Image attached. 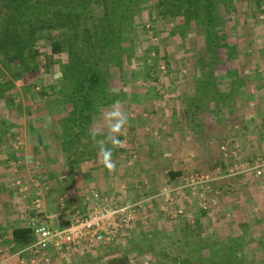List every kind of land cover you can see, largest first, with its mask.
I'll list each match as a JSON object with an SVG mask.
<instances>
[{"label": "crops", "instance_id": "0c3cea01", "mask_svg": "<svg viewBox=\"0 0 264 264\" xmlns=\"http://www.w3.org/2000/svg\"><path fill=\"white\" fill-rule=\"evenodd\" d=\"M164 60L167 74L163 79L141 85L135 78L113 84L108 79L111 94L101 100L105 106L98 108L88 100V112L85 107L81 115V123L88 129H84L86 135L76 142L69 140L75 132L64 126L69 111L64 110L59 96L52 97L56 104L51 108L47 107V96L30 98L40 109L39 117H34L27 105L14 116L18 127H0V264H79L74 259H82L81 254L88 252V246L98 245L105 250L123 246L126 241L114 244L86 241L78 249L66 245L60 249L52 247L38 256L33 253L32 244L20 247L13 242L12 229L27 226L33 217L44 218L51 229H62L72 217L87 215L94 207L123 206L145 200L143 215L135 224L132 236L136 228L162 214L159 211L164 203L159 194L164 190L169 192L170 200H181L184 215H192V220L203 223L202 229H212L215 234L224 231V216L228 217L226 221L234 216V223L247 226V215L254 213L250 222L264 234V176L259 180L251 176L226 178L208 188L189 186L195 174L207 173L216 167L224 171L230 166V160L222 156L224 144L228 146L229 142L221 139L228 128L221 129L225 120L215 113L220 108L214 111L209 104L211 89L205 86V75L213 65ZM114 68L120 71V65L110 67ZM147 69L156 71V68ZM215 70L219 71L216 66ZM215 85L221 91L218 80ZM254 96L249 101L245 95L238 102L232 97V104L235 103L228 117L238 120L243 133L260 136L264 134V100L263 95ZM214 99L218 101L217 97ZM116 101L129 121L119 135L121 147L113 148L106 142L116 163V171L109 172L99 162L98 152L99 142L108 135L104 113ZM97 110L100 113L92 117ZM92 125L99 129L95 137L91 135ZM230 134L228 137L234 140ZM10 135H17V142L12 143ZM246 138L250 141L252 136ZM261 141L264 143V138ZM244 146L248 147L245 142ZM170 172H174V177L169 176ZM229 185L233 194H222ZM216 188L221 189L219 196H216L217 190L215 194L212 192ZM235 218L241 221L236 222ZM87 259L88 255L83 259L84 264Z\"/></svg>", "mask_w": 264, "mask_h": 264}, {"label": "rangeland", "instance_id": "374dc122", "mask_svg": "<svg viewBox=\"0 0 264 264\" xmlns=\"http://www.w3.org/2000/svg\"><path fill=\"white\" fill-rule=\"evenodd\" d=\"M106 1L109 2V9L114 8L113 4L116 3V0ZM166 1L170 5L169 2L176 0ZM191 2L194 5L192 12L195 18L193 17L188 22L185 21L183 16L165 13L169 10L167 9L169 6L166 8L164 4L158 5L159 0H146L144 3L132 6L131 15L120 20L124 22L121 26L123 31L122 43L118 42L116 46L118 49V45L121 44L125 50L121 54L120 71L116 67L117 69H109V72H106L109 62L101 57L96 64L99 72L105 75L110 74L109 79L112 84L114 81L117 83L123 79L130 80L135 78L139 81L138 84L141 85L154 81L156 78L161 77L163 79L165 77L167 70L164 65V59L169 63L187 62L191 65H205L207 67L206 65L210 63V54L207 50L210 42L208 41L209 37H206L208 27L205 25L207 24L206 22H204L205 26H198V23H201L199 20L204 19L206 16V2L204 0H191ZM212 2L213 12L218 10V6H222L220 7L222 21L215 27L216 33L214 35L219 45L217 52L220 61H216L213 67L216 66L219 69L216 75L217 80L221 91L231 96V102L220 104L219 100L216 101L214 99L215 96L212 89L208 99L210 101L209 104L214 107V111L220 108L218 113H215L222 121L225 120L221 129L228 128L224 131L222 130L221 139L222 142L225 139L227 140L225 141L226 143L229 142L228 146L224 144L225 148L222 156L230 160V166L224 171H220L216 167L207 173L199 174L202 177H210L209 182L200 184L203 188H208L209 185L216 183L217 180L226 178L236 180L241 177L251 176L253 180H259L264 176V171L260 176H255L252 171L229 175V170H234L233 165L237 166L247 163L251 166L256 160L264 158V143L261 141L264 138V134L258 136L243 133L238 120L228 117L231 105L235 103L234 101L232 104L233 95L237 96V102L245 95L248 96L249 101L255 98L254 95H263L262 100H264V0H212ZM2 3L3 0H0V21L4 20L5 22L10 13L15 11L11 9L7 11L1 10ZM102 3V0H24L23 11H39L40 14L38 15L40 18H44L46 15L44 19L54 23L55 26L57 24L65 26L61 22L67 16L68 11L65 9L67 4H70L72 8L74 6L78 7L70 11L71 15L68 16L69 23L66 24V27L47 29L45 26L36 33L39 38L34 51L35 56L31 58V62L32 60L34 61L30 64L36 63L38 73L32 76L28 83L23 78H12L11 80L10 71L18 68V66L10 63L8 67L14 68L8 70L4 65V60L0 59L2 73L9 78L6 79L9 80L6 82L10 83L9 86H11V91L6 92L0 98V127H11L12 129L18 127L14 116L24 111L23 109L27 105L32 110L34 117H39L40 109L35 105V101H31L35 97H40L41 99L42 96H47L45 101L48 102L47 107L51 108L56 104L53 102L52 97L59 96L61 101H63L64 110L69 111L68 116L74 110L73 100L71 99H73L72 94L81 83L79 77L91 72L88 66H92L94 57L98 56L97 53L93 54L94 57L88 54V52L92 53V46L94 47L96 41L84 40V37L88 35L83 30L88 32V26L91 28L93 25H98L97 19L104 11ZM69 17H71L70 20ZM40 26L42 25L40 24ZM51 42L59 47L57 52L52 51ZM78 55L84 58L83 66L85 69L82 70L84 71L82 73L73 74L75 70L82 67L81 64L79 65L80 59L77 58ZM256 67L258 68L255 69ZM147 68H156V71L151 72ZM28 100L31 102L28 103ZM98 104V108L105 106L101 103ZM81 105L83 111L87 107L88 112V99L82 102ZM65 106L67 107L65 108ZM99 113L100 110H97L91 116L95 117ZM262 113H264V107L262 108ZM7 118H10V121ZM84 127L88 129V126ZM94 129L95 127L92 125V130ZM229 134L234 140L228 137ZM248 135L255 138V140L249 139L253 143L246 138ZM8 137L12 143L17 142V135ZM244 142L248 147L244 146ZM196 186L198 185L191 187ZM231 188V185H229L226 192H221L219 188L213 189L212 192L215 194L214 190H217L216 196L221 193L233 194L234 190H231ZM146 203H144V206ZM163 203L164 205L159 211L160 213L162 212V216L158 215V219L147 221L145 226L136 228L133 235L126 240V243L129 240L131 241L126 245L125 251L121 253L112 252L109 255L110 258L115 260L111 264H180L182 259L189 260L191 264H201L203 263L200 261L201 256H203L201 251H207V254L208 252L210 254L211 250H216L217 252L215 256L217 264H232L230 253L240 255L238 257L239 260L235 264H264V234L262 235L261 230L258 232L252 221L250 222L254 217V213H251L250 216L247 215V226H244L242 222L234 223V216L231 217V221L224 220L228 218L224 216L222 222L224 231L220 230L216 232L218 234H215L212 229H205V227L202 229L203 223L192 220V215H184L180 206L181 200L171 198V200L166 202L163 198ZM226 213L229 214L228 211ZM164 217L168 218V223H164ZM255 217L259 218L260 216ZM239 218L244 221L243 217ZM235 220L236 222L241 221L237 218ZM257 225L260 226V224ZM206 227L208 226L206 225ZM232 227L236 229H232ZM218 236H220L219 239ZM229 239H233V243L236 245H233L236 250L233 249L232 252V249L226 246L230 242ZM134 245L137 247L130 249ZM97 247L99 246H88V252L85 250L81 254L84 257L88 255L85 264H108L107 257L105 259L102 258L104 259L102 261L95 260L105 250L104 247ZM84 257H81L82 259L78 257V260H74L78 261L79 264H84ZM119 259H123L124 262H118Z\"/></svg>", "mask_w": 264, "mask_h": 264}, {"label": "trees", "instance_id": "16d2710c", "mask_svg": "<svg viewBox=\"0 0 264 264\" xmlns=\"http://www.w3.org/2000/svg\"><path fill=\"white\" fill-rule=\"evenodd\" d=\"M103 3V13L101 16L97 19L98 25L91 26V28L88 26V32L83 30L87 37H84V40H95L96 44L94 47L92 46L93 50L91 51V55H95L96 53L98 56L93 55L94 57V62L92 66H88L91 70V72L86 75H81L79 77V81L81 83L79 84L77 90L74 91L72 94L73 99V105H74V110L70 112L66 124L64 123V126L67 127L68 130H70L71 133L75 132V136L69 138V140L76 142V140L80 139V137L85 136L84 129L85 127L81 123V113L83 111L82 108V102H85L87 99L92 102L93 105H97L98 103H101V100L111 94V90L108 87V79L110 74H103L100 73L96 64L99 61V58H105L109 63L108 66L106 67V72H109V69L111 66H119L120 64V59H121V54L124 52V48L120 45H118L117 49V44L122 43V25L124 22L120 21L122 19H125L127 16L129 17L132 12V6H137L141 3L146 2V0H116V3L113 4L114 8L112 11L108 7V1L102 0ZM124 1V2H123ZM166 2V3H165ZM206 2L205 6V12L206 16L204 19L199 20L198 26H205L207 25L208 30H206V37L208 38L209 45L207 47V50L210 54V64L214 66V64L219 62V55H218V48L219 45L216 41V38H214V35L216 33L215 27L217 26L218 23L222 21L221 19V12H220V7L218 6V10L216 12L212 11L213 7V2L212 0H204ZM168 2L166 0H159L158 5H165L169 6L165 13H172L173 15H180L185 18V21H191L193 19L194 14V5L191 0H176L174 2ZM174 3V4H173ZM220 5V3H219ZM67 7L65 9L68 11L67 16L64 17V20L61 22L62 25L65 26H57L54 25V23L49 22V20H45L46 15L44 18H40L38 14H40L39 11L34 12L33 10H30L28 12L23 11L24 8V0H3V3L1 5V10H9L11 9L12 12L8 16V19L4 22V20L0 21V59L4 60V65L6 68L9 70L10 68L14 67H8V65L14 64L17 65L18 68L10 69V77L11 80L12 78H19V79H24L27 83L30 81L31 77L34 76L35 74L38 73V69H36V63L31 65L34 60L31 62L32 56H35L34 51L37 46V41L39 38V35L37 36V32L39 30H42L45 26L47 29H59L61 27H66V24L69 23L68 21V16L71 15L70 11L77 9L78 6H74L73 8L70 7L71 5L67 4ZM226 7V6H224ZM216 10V9H215ZM71 17H69L70 20ZM195 18V17H194ZM71 22V21H70ZM206 22L207 24H205ZM15 24V25H14ZM40 24L42 26H40ZM78 24V23H77ZM205 24V25H204ZM223 24V23H221ZM124 27V26H123ZM98 29H100L98 31ZM99 32V33H98ZM83 35V34H82ZM50 47L53 52H57L59 47L53 42H51ZM98 51V52H97ZM119 52V53H118ZM120 54V55H119ZM34 58V57H33ZM77 58L80 59L79 65L81 64L82 67L80 69H77L74 71L73 74L76 73H82L85 69L83 66V59L80 57V55L77 56ZM104 60V59H101ZM36 62V61H35ZM90 64V63H89ZM36 69V70H35ZM104 70V69H103ZM89 71V70H88ZM217 70L214 71L211 69L209 72H207V77H206V88L213 89L212 91L214 92V96L218 98V102L220 104L223 103H229L228 98L231 96L228 95L226 92L219 91L218 86L215 85V81L217 80ZM232 72V71H231ZM27 77L25 78V76ZM206 76V75H205ZM238 77V76H237ZM239 78V77H238ZM6 75L2 73V70L0 68V98L5 95L6 92H10L11 86H9L8 82L9 80ZM78 79V78H77ZM76 79V80H77ZM226 94V95H225ZM234 98L237 96L233 95ZM99 105V104H98ZM82 124V125H81ZM70 133V134H71ZM69 134V135H70ZM2 139V136L0 135V141ZM174 172H170L169 176L172 178L174 177ZM12 239L13 242L18 245V246H26L29 244H32L35 241V236L33 234V231L30 227L28 226H21V227H15L12 229ZM230 242L226 245L227 247H230L233 251L234 248L233 245V239H229ZM131 240H129L130 242ZM127 242L123 246H119L117 248H112V247H107L106 250H104L97 258L95 259L96 261L102 260V258L108 257L106 260L108 264L113 263L115 260L110 258L109 255L112 252H124L126 245H128ZM205 246V244H203ZM236 246V245H235ZM132 246L130 249L134 248ZM137 247V246H136ZM135 247V248H136ZM203 252V256H201L200 261L203 263L207 264H217V259H215L216 256V250L213 251L211 250L210 254L207 251H201ZM239 254H233L230 253V258L232 261V264H235L239 260ZM116 259V258H115ZM124 259V257H123ZM123 259H119L118 262H124ZM114 260V261H113ZM125 260V259H124ZM95 262V261H94ZM201 263V264H203ZM180 264H191L189 260H183L180 262ZM240 264V263H237Z\"/></svg>", "mask_w": 264, "mask_h": 264}, {"label": "built area", "instance_id": "2783aa9c", "mask_svg": "<svg viewBox=\"0 0 264 264\" xmlns=\"http://www.w3.org/2000/svg\"><path fill=\"white\" fill-rule=\"evenodd\" d=\"M234 170H229V175L241 174L252 171L255 176H260L264 171V158L258 159L249 166L247 163L233 165ZM210 181V177L195 174L189 181V186L200 185ZM161 198L170 200L168 191L160 194ZM145 200L115 207H94L84 216L72 217L68 226L62 229H51L42 217H33L28 222L35 236L32 243L33 253L38 255L48 248H58L66 245L78 249L83 242L114 244L130 238L136 221L144 209Z\"/></svg>", "mask_w": 264, "mask_h": 264}, {"label": "clouds", "instance_id": "9594fccd", "mask_svg": "<svg viewBox=\"0 0 264 264\" xmlns=\"http://www.w3.org/2000/svg\"><path fill=\"white\" fill-rule=\"evenodd\" d=\"M104 126L108 130L106 140L99 142V162L109 171H116V163L112 159V149L106 147V142L111 143L113 148L121 147L123 142L119 139V135L128 124L129 117L125 111L122 110L119 101L111 105V109L104 113ZM99 133V129H94L91 133L95 137Z\"/></svg>", "mask_w": 264, "mask_h": 264}]
</instances>
